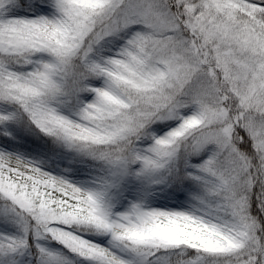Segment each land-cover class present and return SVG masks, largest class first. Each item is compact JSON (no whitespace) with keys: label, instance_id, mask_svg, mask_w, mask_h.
<instances>
[{"label":"snow or ice","instance_id":"6c2138e0","mask_svg":"<svg viewBox=\"0 0 264 264\" xmlns=\"http://www.w3.org/2000/svg\"><path fill=\"white\" fill-rule=\"evenodd\" d=\"M0 264H264V0H0Z\"/></svg>","mask_w":264,"mask_h":264}]
</instances>
